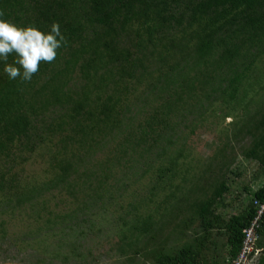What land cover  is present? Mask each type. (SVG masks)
Segmentation results:
<instances>
[{
    "label": "trees",
    "instance_id": "1",
    "mask_svg": "<svg viewBox=\"0 0 264 264\" xmlns=\"http://www.w3.org/2000/svg\"><path fill=\"white\" fill-rule=\"evenodd\" d=\"M0 12L44 32L59 23L67 41L54 61L40 63L31 81L9 79L0 62V156L10 157L16 143L24 150L21 158L33 152L32 137H52V121L42 126L46 114H57V144L70 158L59 163L44 189L62 185L73 194L78 174L89 188L85 171L77 169L83 162L79 156H93L95 147L108 144L117 161L131 151V160L166 163L157 168L164 185L167 177L172 181L180 174L176 169L185 149L172 150L183 120L195 113L200 122L218 113L233 118L226 142L212 157L217 165L194 170L191 177L186 166L181 183L173 186L180 193L175 201H169V192L156 207L157 220L153 214L136 216L116 245L125 264H144L141 255L152 264H231L255 217L253 200L264 202V183L253 194L243 186L251 196L244 209L227 218L217 213L231 190L226 174L237 151L257 163L264 181V0H0ZM13 60L10 55L8 63ZM255 83L261 84L257 90ZM142 84L145 89L134 100L150 108L146 116L127 105ZM142 115L141 121L136 118ZM95 185L89 199L108 192L101 178ZM43 188L16 187L4 196H15L19 206L33 192L42 196ZM156 189L151 188L149 202ZM258 235L262 264L264 218Z\"/></svg>",
    "mask_w": 264,
    "mask_h": 264
},
{
    "label": "rangeland",
    "instance_id": "2",
    "mask_svg": "<svg viewBox=\"0 0 264 264\" xmlns=\"http://www.w3.org/2000/svg\"><path fill=\"white\" fill-rule=\"evenodd\" d=\"M262 74L258 73L256 77ZM261 81H264V77ZM260 85L255 83V89ZM143 86L130 93L127 105L131 112L141 110L146 116L150 108L146 110L144 105L134 100L145 89ZM241 112L239 109L236 116L240 118ZM197 116L195 113L181 122L187 124L186 129L180 124L182 136L172 152L181 146L185 149V156L180 159L176 169L180 174L172 181L167 177L163 185L158 180L157 168L165 167L166 163L153 160L152 165L151 161L131 160V151H127L126 156L117 161L114 157L117 152L108 144L105 148L95 147L93 156H79L83 162L77 169L79 172L85 171L90 187L82 184L78 174L76 181L70 184L72 194L66 186L61 188L62 185L43 188V185L53 183L59 163L70 158L64 150H59V134H55L53 128L57 123V114L55 110H49L42 126L46 127L52 121L49 128L52 137L46 139L42 134L32 137L34 150L23 153L22 158L18 143L11 148L10 157L0 156V180L4 182L3 192L0 193V264H125V259H121L116 251V245L122 233L128 234L136 216L153 214L157 220L160 212L155 210L165 196L169 192L173 193L169 199L173 203L180 195L173 186L181 183L186 166L191 167V177L196 174L194 170L217 165L212 157L226 142L225 133L229 132L228 127L233 118H223L218 113L200 122ZM136 118L141 121L143 115ZM35 125L39 127L38 122ZM156 153L158 150L154 148L152 159ZM256 166V162L244 159L238 151L235 159L229 162L232 172L228 171L226 175L231 190L225 194L224 203L233 204L227 208L218 206L217 213L221 217L227 218L246 206L250 194H245L243 186L254 191L256 186L264 182L257 175L259 170ZM238 173L241 176H236ZM100 178L105 181L108 192L99 198L89 199L96 192L95 182ZM154 185L157 189L149 202ZM24 186L29 191L43 188L42 196L39 197L37 191L33 192V198L19 206L15 196H4L9 189L17 187L22 190ZM135 206L137 208L133 209ZM48 219L51 223L46 221ZM187 238L192 239V232L187 233ZM176 243L181 245L183 240L179 239ZM141 246L142 243L137 245L139 250ZM139 259L144 264L153 263L147 256L141 255Z\"/></svg>",
    "mask_w": 264,
    "mask_h": 264
},
{
    "label": "clouds",
    "instance_id": "3",
    "mask_svg": "<svg viewBox=\"0 0 264 264\" xmlns=\"http://www.w3.org/2000/svg\"><path fill=\"white\" fill-rule=\"evenodd\" d=\"M59 23L54 22L50 31L44 32L33 25L21 26L3 18L0 12V62L8 78L31 81L40 63L56 59L58 49L66 44ZM14 56L8 63L9 56Z\"/></svg>",
    "mask_w": 264,
    "mask_h": 264
},
{
    "label": "built area",
    "instance_id": "4",
    "mask_svg": "<svg viewBox=\"0 0 264 264\" xmlns=\"http://www.w3.org/2000/svg\"><path fill=\"white\" fill-rule=\"evenodd\" d=\"M253 205L256 208L255 217L244 230L241 249L231 264H258V260L261 257L262 253L257 247V243L259 239L258 231L264 218V202H259L254 199Z\"/></svg>",
    "mask_w": 264,
    "mask_h": 264
},
{
    "label": "crops",
    "instance_id": "5",
    "mask_svg": "<svg viewBox=\"0 0 264 264\" xmlns=\"http://www.w3.org/2000/svg\"><path fill=\"white\" fill-rule=\"evenodd\" d=\"M263 183H264V182H262V184H263ZM262 184H261V185H262ZM261 185L256 186V188H255L254 191H250L251 194H253V192H255L256 190H258L259 187H260ZM245 194L248 195L246 192H245ZM250 197H251V196L249 195V198H250ZM224 199H225V196H224ZM241 199H242V197H241ZM239 200H240V197H239ZM223 202H224V201H223ZM225 202H226V201H225ZM231 204H233V203H230V205H231ZM230 205H228V203H222V204L220 205V207L225 206V207L227 208V207H231ZM243 209H244V208H243ZM243 209H242V210H243ZM242 210H241V211H242ZM241 211H239V212L237 211V213H240ZM217 212H219V211H217ZM221 212H222V211H221ZM237 213H236V214H237ZM232 215H233V214H232ZM262 256H263V255H262ZM258 261H259V260H258Z\"/></svg>",
    "mask_w": 264,
    "mask_h": 264
}]
</instances>
